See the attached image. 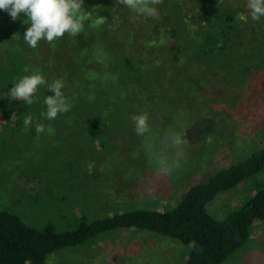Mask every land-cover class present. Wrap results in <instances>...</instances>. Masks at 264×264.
Segmentation results:
<instances>
[{
    "label": "rangeland",
    "instance_id": "1",
    "mask_svg": "<svg viewBox=\"0 0 264 264\" xmlns=\"http://www.w3.org/2000/svg\"><path fill=\"white\" fill-rule=\"evenodd\" d=\"M155 7L172 18L181 15L198 23L209 19L214 31L225 29L227 24L233 26L231 39L235 45L230 52L204 56L187 50L181 66L175 67L180 76L175 78L181 85H190V95L180 106L188 105L197 117L182 135L185 159L180 167L170 175H157L148 173L138 157L115 163L114 149L102 148L98 140L95 144L87 140L85 130L81 132L75 123L80 117L75 116L72 118L76 120L66 125H48L45 130L49 129L50 136L36 140L34 125L28 129L24 124L15 125V104L6 94H0V208L11 209L34 225L53 221L61 227L71 224L82 212L94 220L124 208H170L194 181L244 158L264 140V80L258 95L249 86L251 82L242 81L264 78V17L251 20L247 0H162ZM83 9L105 18L99 24L98 39L102 46L105 38L109 39L106 45L111 44L115 51L111 61L115 65L123 62L124 30L117 20L128 18L135 36L149 30L145 21L148 17L137 15L119 0H84ZM209 13H215L213 19ZM238 14L246 19H238ZM225 15L232 20H226ZM26 19L21 14L13 21L0 10V64L11 67L27 59L37 62L40 55H51L74 71L82 64L79 53L73 50L72 40L79 42L78 34H65L52 43L41 40L33 49L23 40L29 26L24 24ZM94 21L95 16L86 20L84 27ZM109 23H115L116 28L112 30ZM66 74L70 73L66 70L62 76ZM162 105L159 118L168 121L175 107L167 101ZM32 116L34 124L47 121L44 116ZM146 177L149 179L140 186ZM123 182L131 186L126 188ZM262 187L264 170L221 193L208 205V211L222 218ZM189 248L157 234L115 231L93 243L57 252L50 259L52 264H186ZM224 264H264V221L255 223L248 243Z\"/></svg>",
    "mask_w": 264,
    "mask_h": 264
},
{
    "label": "trees",
    "instance_id": "2",
    "mask_svg": "<svg viewBox=\"0 0 264 264\" xmlns=\"http://www.w3.org/2000/svg\"><path fill=\"white\" fill-rule=\"evenodd\" d=\"M158 13L155 18L145 19L149 30L144 31L147 33L143 36L134 35L128 18L117 20L116 24L124 32L121 46L123 62L116 65L111 62L115 51L111 44L106 45L109 39L105 38L103 46L98 39L99 24L104 23L105 18L102 20L99 14L93 13L95 21L84 27L83 34L77 35L79 42L72 40L73 50L82 60L75 71L69 64L63 67L51 55H40L37 62L28 59L16 62L11 67L0 64V94L7 95L18 78L35 70H39L48 83L66 77L62 92L72 104L71 110L59 114L57 117H61L53 121L47 119L46 123L43 122L45 129L49 128L48 125H66L80 117L75 123L82 128L81 132L85 130L87 140L92 144L98 140L102 148L114 149L113 162L123 163L138 157L141 160L136 159L148 173H155V166L149 163L146 155V146L150 143L158 149L160 139L169 129L186 134L197 118L188 105L180 106V102L190 95V85L188 82L181 85L175 78L180 77L176 75L175 67L181 66L187 50L204 56L217 51L225 55L235 45L230 24L225 29L221 27L220 31H214L213 22L209 19L198 23L181 15L172 18L168 13ZM214 14L209 13L208 17L213 19ZM224 17L232 20L230 15ZM116 24L109 23V26L114 30ZM25 67L30 69L28 73L23 71ZM66 70L70 74L62 76ZM246 80L251 82L249 86L258 95L264 78L257 76L256 79L252 77L242 81ZM48 95L52 93L47 86H41L33 97L36 102L32 105L10 98L16 110L14 124H23L28 114L46 112L43 100ZM165 101L175 107L168 121L159 118ZM244 104L245 100L243 107ZM144 113L148 115L151 131L141 137L135 133L131 117ZM48 130L36 135L35 139L48 138ZM263 170L264 140L244 158L194 181L170 208H124L94 220L82 212L65 227L53 221L42 226L34 225L13 210L0 208V264H24L25 261L52 264L50 257L57 252L93 243L105 234L128 230L157 234L189 246L186 264H224L248 243L255 223L264 221V187L222 218L214 217L208 211V205L221 193L233 190ZM146 179L149 178L140 181V186ZM122 186L128 188L131 184L123 182Z\"/></svg>",
    "mask_w": 264,
    "mask_h": 264
},
{
    "label": "clouds",
    "instance_id": "3",
    "mask_svg": "<svg viewBox=\"0 0 264 264\" xmlns=\"http://www.w3.org/2000/svg\"><path fill=\"white\" fill-rule=\"evenodd\" d=\"M119 3L137 15L155 18L159 15L155 6L161 4L162 0H119ZM83 4L84 0H0V10L7 12L13 21L19 19L21 14L27 17L24 24L29 26L23 40L29 47L35 49L41 40L52 43L65 34L71 36L79 34L84 29L86 20L93 18V13L86 12ZM247 8L251 20L259 21L264 17V0H247ZM237 18L246 19L243 14H238ZM23 71L28 73L30 69L25 67ZM41 86H47L48 91L52 93L44 97L46 112H42L41 116L54 120L59 114L71 110L72 104L62 92L65 86L63 80L54 79L48 83L39 70L18 78L7 96L12 100L24 101L27 105H32L36 102L33 97ZM131 119L137 136L145 137L150 133L147 113L133 115ZM23 124L25 129L34 125L38 136L45 132L44 124L40 122L34 124L31 114L24 117ZM184 144L181 133L169 129L160 139L158 149L150 143L146 146L149 163L155 166L157 175H170L180 167L181 161L185 159ZM24 264H30V261H25Z\"/></svg>",
    "mask_w": 264,
    "mask_h": 264
}]
</instances>
